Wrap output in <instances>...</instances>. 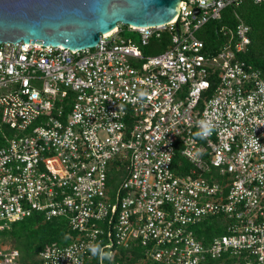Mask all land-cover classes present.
Here are the masks:
<instances>
[{
	"label": "built area",
	"instance_id": "built-area-1",
	"mask_svg": "<svg viewBox=\"0 0 264 264\" xmlns=\"http://www.w3.org/2000/svg\"><path fill=\"white\" fill-rule=\"evenodd\" d=\"M245 1L264 2L182 1L170 23L119 25L93 49L0 44V231L66 219L71 242L42 264H113L133 244L142 263L264 264V80L241 58L251 28L235 12L215 54L198 36ZM209 219L223 234L205 243ZM0 264L20 252L0 248Z\"/></svg>",
	"mask_w": 264,
	"mask_h": 264
},
{
	"label": "water",
	"instance_id": "water-1",
	"mask_svg": "<svg viewBox=\"0 0 264 264\" xmlns=\"http://www.w3.org/2000/svg\"><path fill=\"white\" fill-rule=\"evenodd\" d=\"M182 0H0V44L95 48L119 25L164 26ZM198 12V11H195Z\"/></svg>",
	"mask_w": 264,
	"mask_h": 264
},
{
	"label": "trees",
	"instance_id": "trees-1",
	"mask_svg": "<svg viewBox=\"0 0 264 264\" xmlns=\"http://www.w3.org/2000/svg\"><path fill=\"white\" fill-rule=\"evenodd\" d=\"M235 12L251 28V43L241 58L254 70L259 71L264 80V2L254 4L245 1L236 11L228 7L224 10L220 20L206 24L199 31L198 36L204 41L206 52L215 54L228 42L229 36L225 34L224 30L228 28L236 29L238 19ZM167 39L168 35H165L163 38L164 43H167ZM180 159V156L177 155L175 166ZM111 183L114 184V188H119V177H115ZM217 225V219L207 220L196 229L197 237L208 243L214 236L223 234V229L217 227ZM72 235L74 233L70 230L66 219L55 218L46 221L39 214L14 222L10 229L0 231V237H10L15 242L16 247L14 248L22 253L24 258L28 259L27 264H42L40 261L34 260L41 251L53 243L67 245L71 242L70 236ZM144 253L145 249L143 247L133 244L129 249H119L113 264H153L150 260L143 263L139 262L144 258ZM234 262L235 259L225 258V260L208 261L205 264H234Z\"/></svg>",
	"mask_w": 264,
	"mask_h": 264
},
{
	"label": "rangeland",
	"instance_id": "rangeland-1",
	"mask_svg": "<svg viewBox=\"0 0 264 264\" xmlns=\"http://www.w3.org/2000/svg\"><path fill=\"white\" fill-rule=\"evenodd\" d=\"M129 36H131V34L125 32V37L128 38ZM14 247H16V244L10 237H5V236L0 237V248L7 249V248H14ZM107 253L109 254L110 250H107ZM20 256H21V264H27L28 259L24 258L22 256V253H20ZM34 260L39 261L38 257L34 258Z\"/></svg>",
	"mask_w": 264,
	"mask_h": 264
},
{
	"label": "clouds",
	"instance_id": "clouds-1",
	"mask_svg": "<svg viewBox=\"0 0 264 264\" xmlns=\"http://www.w3.org/2000/svg\"><path fill=\"white\" fill-rule=\"evenodd\" d=\"M209 130H210V126L205 125V126H204V131L207 132V131H209ZM97 251H98V248H97V247H93V248H92V252H93L94 254H95Z\"/></svg>",
	"mask_w": 264,
	"mask_h": 264
}]
</instances>
